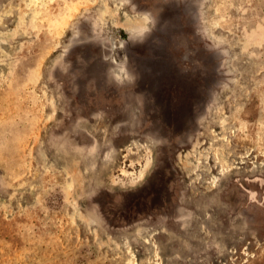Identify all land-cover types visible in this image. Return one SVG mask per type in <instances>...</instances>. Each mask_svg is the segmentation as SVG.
<instances>
[{
    "label": "rangeland",
    "instance_id": "374dc122",
    "mask_svg": "<svg viewBox=\"0 0 264 264\" xmlns=\"http://www.w3.org/2000/svg\"><path fill=\"white\" fill-rule=\"evenodd\" d=\"M0 264H264V0H0Z\"/></svg>",
    "mask_w": 264,
    "mask_h": 264
},
{
    "label": "bare ground",
    "instance_id": "6f19581e",
    "mask_svg": "<svg viewBox=\"0 0 264 264\" xmlns=\"http://www.w3.org/2000/svg\"><path fill=\"white\" fill-rule=\"evenodd\" d=\"M148 166H149V161L146 163V165H144V166L142 167V169H141V171H140V174L138 173L139 175L136 176V179H137V180H141V179H142V177L144 176V171H145V169L148 168ZM137 180H135V181H137Z\"/></svg>",
    "mask_w": 264,
    "mask_h": 264
}]
</instances>
